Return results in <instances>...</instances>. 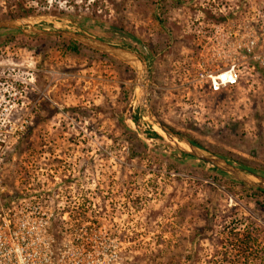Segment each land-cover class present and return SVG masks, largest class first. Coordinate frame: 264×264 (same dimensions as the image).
<instances>
[{
	"label": "rangeland",
	"instance_id": "374dc122",
	"mask_svg": "<svg viewBox=\"0 0 264 264\" xmlns=\"http://www.w3.org/2000/svg\"><path fill=\"white\" fill-rule=\"evenodd\" d=\"M3 20L83 31L147 64L145 73L79 42L71 52L67 37L0 29L4 208L23 199L59 227L100 231L122 264H264V195L182 156L140 99L147 78L159 122L264 177V68L240 50L264 34V0H0ZM232 63L235 87L211 93L196 80ZM231 228L251 231L254 255L227 250Z\"/></svg>",
	"mask_w": 264,
	"mask_h": 264
},
{
	"label": "built area",
	"instance_id": "2783aa9c",
	"mask_svg": "<svg viewBox=\"0 0 264 264\" xmlns=\"http://www.w3.org/2000/svg\"><path fill=\"white\" fill-rule=\"evenodd\" d=\"M240 50L245 59L264 68V34L251 35ZM240 79L241 70L232 63L200 70L196 80L211 93H219L237 86ZM21 200L9 208L0 204V264H122L116 244L101 237L100 231L59 227L52 212Z\"/></svg>",
	"mask_w": 264,
	"mask_h": 264
},
{
	"label": "water",
	"instance_id": "95a60500",
	"mask_svg": "<svg viewBox=\"0 0 264 264\" xmlns=\"http://www.w3.org/2000/svg\"><path fill=\"white\" fill-rule=\"evenodd\" d=\"M29 26V30L24 29V24L20 20H3L0 21V29L9 30H19L28 36L37 35H59L73 39L79 43H82L98 52L106 53L108 55L114 56L122 62L128 63L135 67L140 68L142 71L147 73V64L144 57L134 51L118 47L109 44L99 38L89 35L83 31L72 32V31H43L40 29H35ZM148 79L146 78L143 83L140 84V99L143 107L146 111L148 119L154 124L159 131L164 134V136L174 143L178 149L191 157H194L200 161L212 165L217 170L224 174L231 176L237 181L244 183L248 186L260 189L264 191V177L257 175L253 172L244 170L237 167L222 157L213 155L197 145H194L189 139L171 131L169 128L165 127L161 122H159L152 114L146 99ZM178 144L184 145L186 149H183Z\"/></svg>",
	"mask_w": 264,
	"mask_h": 264
},
{
	"label": "trees",
	"instance_id": "16d2710c",
	"mask_svg": "<svg viewBox=\"0 0 264 264\" xmlns=\"http://www.w3.org/2000/svg\"><path fill=\"white\" fill-rule=\"evenodd\" d=\"M71 43H70V46H69V51L71 52H75L79 47H80V44L74 40H69ZM154 137H158L155 133L152 134ZM194 145H197L194 141H191ZM198 146V145H197ZM182 156H185L187 158H191V156L187 155V154H184V153H181ZM212 171L220 174V175H223L224 174L220 171H218L216 168H211ZM249 171L251 172H255L254 170L250 169ZM264 176V174H262ZM257 192L261 193L262 195H264V191H261V190H258L257 189ZM10 198V197H9ZM249 227V226H248ZM226 228V227H225ZM246 230V229H244ZM250 232L248 229L246 231H235L234 232V229L231 228V230L229 231V234L231 235V240H227L226 242V246H227V250L229 248H234L235 247V250L237 253H240L242 254V256H245L246 259H248L249 257L248 256H252L254 255L253 252V248H252V239L250 237ZM236 237V238H234ZM235 240V241H234ZM254 247V246H253ZM226 250V251H227ZM226 251H224L223 254V259H229V256L228 253H226Z\"/></svg>",
	"mask_w": 264,
	"mask_h": 264
},
{
	"label": "bare ground",
	"instance_id": "6f19581e",
	"mask_svg": "<svg viewBox=\"0 0 264 264\" xmlns=\"http://www.w3.org/2000/svg\"><path fill=\"white\" fill-rule=\"evenodd\" d=\"M180 147H182L183 149H186L184 145L178 144Z\"/></svg>",
	"mask_w": 264,
	"mask_h": 264
}]
</instances>
